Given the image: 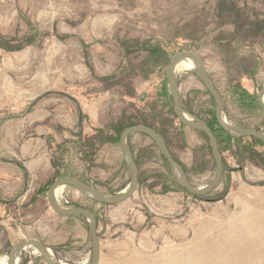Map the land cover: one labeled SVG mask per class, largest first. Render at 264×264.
I'll return each mask as SVG.
<instances>
[{"label":"rangeland","instance_id":"374dc122","mask_svg":"<svg viewBox=\"0 0 264 264\" xmlns=\"http://www.w3.org/2000/svg\"><path fill=\"white\" fill-rule=\"evenodd\" d=\"M195 52L223 102L222 116L264 133L255 107L264 86V0H0V264L21 241L41 242L60 264H89L85 218L54 214L50 185L73 178L104 195L129 184L118 138L159 133L190 184L215 165L207 138L179 124L165 69ZM181 107L210 125L224 172L194 197L154 143L127 139L138 185L126 202L96 203L61 187L57 204L96 219L99 264H264V142L228 138L192 70H176ZM16 264H45L26 247Z\"/></svg>","mask_w":264,"mask_h":264},{"label":"water","instance_id":"95a60500","mask_svg":"<svg viewBox=\"0 0 264 264\" xmlns=\"http://www.w3.org/2000/svg\"><path fill=\"white\" fill-rule=\"evenodd\" d=\"M183 61H191V63L193 64L192 72L198 78L201 84L204 86L206 91L213 98L215 104L214 117L218 126L232 138L236 139V138L245 137V138H253L258 141L264 142V133L262 134L258 133L253 129L236 128L224 120L222 116L223 113L222 99L219 93L214 88L211 80L206 75V70L202 60L195 52L182 51L173 54L165 69V80L167 82V87L169 89V93L171 96L173 114L181 126L190 130L198 131L207 138L211 148V156L215 165V172L213 179L204 188L201 189L194 188L188 181L184 170L172 158L165 144V141L161 135L156 133L151 128H148L143 125L130 126L124 129L119 137V148L129 172L130 182L122 192H120L117 195L107 196L94 190L92 187L88 186L87 184L73 179L56 180L50 185L47 191V195H46L47 204L50 210L54 214L63 218L81 216L86 219L88 223V236L91 244V259L89 264H99V260H100V249H99V242L96 233L95 216L90 211L85 210L83 208L68 209V208L60 207L57 204V201L54 196V192L59 187H72L78 190L79 192H81L82 194H84L90 200L107 206L119 205L129 200L135 193L138 185L137 167L134 162L133 154L126 142V139L130 135L142 134L148 137L154 143L156 149L159 151L163 159L168 164L175 178V181L179 183L182 189H184L185 191H187L188 193H190L195 197H203L208 195L216 188V186L219 184L221 180L223 174V166L220 161L218 144L214 134L212 133V131L204 121L198 119L197 117L191 114H188L180 105L179 89L175 78V69L176 66ZM263 97H264V86L258 91L256 95V103L259 106V108L264 111ZM26 247L34 248L45 264H60L52 258L48 250L41 242L34 239L21 240L15 243L10 249L6 264H16V260L18 259L19 254Z\"/></svg>","mask_w":264,"mask_h":264},{"label":"trees","instance_id":"16d2710c","mask_svg":"<svg viewBox=\"0 0 264 264\" xmlns=\"http://www.w3.org/2000/svg\"><path fill=\"white\" fill-rule=\"evenodd\" d=\"M168 65V64H167ZM256 106H258L257 105V103H256V99H255V107ZM173 107V106H172ZM259 107V106H258ZM262 110V109H261ZM174 115V114H173ZM214 119H215V117H214ZM216 122V121H215ZM217 125V127H218V129H219V131L218 132H220L221 134H223V135H226V136H228V138H231L228 134H226L219 126H218V124H216ZM132 126H136V125H132ZM143 126H145V125H143ZM207 126L210 128V130L212 131V133L214 134V136H215V138H216V140H217V144L219 143V141H218V138L216 137V133H215V131L212 129V127L210 126V125H208L207 124ZM146 127H148V128H151V127H149V126H146ZM127 128V127H126ZM125 128V129H126ZM152 130H154L153 128H151ZM124 130V129H123ZM123 130H122V132H123ZM155 132H156V130H154ZM121 132V133H122ZM120 133V134H121ZM157 133V132H156ZM159 134V133H158ZM160 135V134H159ZM119 137H120V135H119ZM252 140H254V141H256L257 142V140L256 139H253V138H251ZM118 142H119V138H118ZM220 146H219V144H218V152H219V157H220ZM165 161V160H164ZM220 161H222V160H220ZM166 162V161H165ZM222 163V166H223V162H221ZM224 166H223V172H224ZM60 179H73V178H66V177H64V178H59V180ZM73 180H76V179H73ZM82 182V181H81ZM84 183V182H83ZM86 184V183H85ZM193 196V195H192ZM195 197V196H194ZM197 198V197H196Z\"/></svg>","mask_w":264,"mask_h":264},{"label":"bare ground","instance_id":"6f19581e","mask_svg":"<svg viewBox=\"0 0 264 264\" xmlns=\"http://www.w3.org/2000/svg\"><path fill=\"white\" fill-rule=\"evenodd\" d=\"M184 69H185V70H193V64L191 63V61H183V62L179 63V64L176 66L175 71H176V70H184ZM263 101H264V97H263ZM60 188H61V187H59V188L54 192V196L59 194V192H60ZM107 196H111V195H107ZM55 197H57V196H55ZM55 199H56V198H55Z\"/></svg>","mask_w":264,"mask_h":264}]
</instances>
